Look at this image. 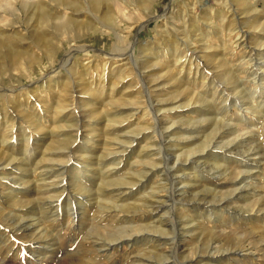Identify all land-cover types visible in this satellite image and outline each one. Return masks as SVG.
<instances>
[{
  "label": "rangeland",
  "instance_id": "374dc122",
  "mask_svg": "<svg viewBox=\"0 0 264 264\" xmlns=\"http://www.w3.org/2000/svg\"><path fill=\"white\" fill-rule=\"evenodd\" d=\"M221 3H223V4H221ZM217 4H219V5H217ZM193 5H194V7H192ZM169 6H171V8L174 9L175 28L177 27V29L179 30V31L178 30L177 31L179 34L178 36L181 37L180 42L183 41V43H184V45H181V48H183L187 45L191 46L190 42L198 41L196 44V46L198 47V52H200V53H201V51L205 52L204 49L202 48V46H203L202 39L205 37L207 32L208 33L210 32V33H212L211 35H213L214 28L212 30V26H215V29H216L217 25H218V27H220L219 24L220 25L224 24V27H225V25L230 26L232 23L230 21L233 18V14H232L233 11L232 10L234 8V6L232 4V0H222V1L221 0H157L151 6L149 11L138 10L137 13H139V14H137L135 12L134 14L131 15V19H129L128 21L126 20L125 22L122 23L123 27H126V28L131 30V36L138 35L139 44L137 45V48H136V50L138 49L136 51V57L137 58L139 57L140 47L144 43L145 40H146L145 42L149 43L150 48L154 49L153 51H159L161 49V45L163 43H165L169 39V37L171 38L173 36L174 32H172V31L174 30V28H172V27H174V26L172 24L167 25V23L163 17V15L166 12V9ZM181 6H183V7H181ZM227 6H229V7L227 8ZM255 7L257 8V12H261V13L263 12L264 13V0H256ZM230 9H231V11H230ZM219 11L222 12L220 17L218 15ZM182 12L185 14V16ZM210 12L211 13L213 12L212 13L213 16ZM141 13H143V14H141ZM209 14H210V16H209ZM187 15H189V16H187ZM156 16H157V19H152L148 24L145 25L146 27L145 26L143 28L141 27V23H142L141 21L146 20L147 17L153 18ZM198 16H199V18H198ZM196 18H198V19H196ZM239 18L241 19L240 21H243V22L238 24L237 20H235L233 22V24H235V22H237V27H239L240 29L242 28L243 30H246V28L244 26L246 25L247 19L244 18L243 15H240ZM178 19L180 21L181 20L182 21L180 22V21H178ZM236 19H238V18L236 17ZM202 20H203V23H202ZM216 20H217V22H216ZM126 22H127V24H126ZM171 23H172V21H171ZM191 23H193V24H191ZM212 23H213V25H212ZM133 24H134V26H133ZM158 26H159V28H158ZM166 26H167V29L165 28ZM235 26H236V24H235ZM199 27L201 30H199ZM182 29H184V30L182 31ZM227 29H228V27L226 28V32H227ZM201 32H204V34ZM186 33L189 35V38H188V35H186ZM258 33L259 32H254L253 33V39H250L249 43H248L250 47H253L255 49L258 48L256 41L260 40ZM165 34L166 35L168 34L169 36L167 35V38H166ZM163 35H164V37H163ZM259 35H260V33H259ZM185 36H187V38ZM108 37H109V39H108ZM113 39L115 40V37L111 33L104 32L102 34V32L95 33L93 31H91L88 33V35L86 37L75 40V41L71 42L70 45L67 43L64 44V49H62V52L61 51L59 52L58 56L54 60H51L50 58H47V57H43L41 61L39 60L37 63L35 62L32 65L33 67L29 66V67H26V68L21 69L19 71H12L10 74L8 73L9 75L3 76L4 79L3 78L0 79V89L2 88V84L7 87V90L4 91L5 93L2 91V89L0 90V101L2 102L3 100L10 98L9 96H11L12 98L13 97H17V98H19V97L23 98L24 97V99H28L31 96L34 97V95H37L40 92V90L43 89V87H48L49 85H54V84L60 85L61 83L65 82V81L68 82V84H69L68 87L74 88V87H76V85L78 83H75L77 80H75L72 75H69V69H71V71L73 70L72 71V73H73L74 69L76 70L78 68L76 71L78 73H80V75L82 77L84 76V78L95 79V82L98 83L99 81H97V79L100 75H103L104 73H106L105 75L109 74V72L112 68H115L118 65L123 63V62H120L119 64L118 63L115 64L113 57H111L112 54L117 55L119 53V52H116V50H115V47H114L115 41ZM252 41H253V43H252ZM157 43L160 45H158ZM84 44L91 46V48L88 50L77 49V51L74 52V55L72 58L76 62L74 61L75 62L74 63L72 60V62L70 64L65 66L63 64L65 50L68 49L69 46H71V45H76V46L80 47V46H85ZM231 47H232V45L229 44L227 50H229ZM124 51H126V50H124ZM162 52H164V51L162 50ZM254 52L252 54L253 56H250V52H249L248 48L245 47L244 49L242 48L240 50L239 54H241V53H242V55L244 54L243 57L240 56L238 58L240 60H237V58H235L233 62L231 61L232 65H230L231 66L230 68H232L236 72V75L239 73L238 75L241 76L242 74H240V71H239L240 66L239 65L237 66V64L239 62L240 63L242 62V65L243 66L245 65L244 67L246 69H248L246 72L247 74L245 73L246 75L243 74L239 78L236 77L237 82H239V83H235L234 80H228L227 78L222 77L221 78L222 81H220V80H218V81L221 82V84L224 86H220V88H222V90L220 93H217L216 95H208V96L204 97L203 101L202 100H196V102H194V104L191 103L189 107H176L175 109H173L168 114L163 112V111L162 112L157 111V115L155 113H153V114L151 113L152 115H150V117H149L150 120H147L146 117H142L141 116L142 113H140V114L136 113L135 116H131L129 119L126 118L123 121L124 123L123 122L118 123V125H116L117 123L111 121V124L114 125V129H115V130L113 129L112 125L110 126V128H111L110 131H112V129L114 131V132H112V136H116V135L119 136L116 138V142L119 143L122 141V139L128 141V143H126L125 145H126V147H128L127 149H129V150L125 153L122 152V148L119 146V144H117V143L113 144V146H115L116 150L120 151V153H123V154H120L118 152V153L112 155V154H109V152H107V151H109V149H112L113 146H111L109 144L104 145L103 141L107 137H109L110 134L105 133L104 131L97 129L99 126L107 125L106 122L102 121V118H101L102 115L101 114L97 115V118L95 120L93 118L91 119L90 117L85 119V117L83 115V110L78 107L77 111L78 110L79 111L74 115V117H72V119H71L72 122H70V121L65 122V125L66 124L68 125L67 128H66V126L64 127L65 133L69 134L70 137H72V135H73L72 144L70 145V147L68 149L65 150V152L67 151L66 152L67 158L64 157V160L62 162L56 161V162H54V164L50 160L40 162L44 165L43 166L42 165L37 166V164H40V163L36 162L39 159L38 156H40L39 152H41L43 149H45V146H44L45 143H49V141H50L49 137L50 138L52 137L51 133L53 131H47L46 136H42L39 138V140H42V141H38L40 143L33 145V147L31 146L30 150L27 152L28 158L25 160L27 164L24 161L22 166L19 165V167H21V170L13 168V169H11L12 174L8 173V174H5L4 176H2L0 178V187H1L0 188V223H2V224H0V235H1L0 236V264H90V262L86 261V259H89V258L92 259L95 256V254L90 253L91 249L93 251V248L90 245L91 240L96 241V240H99V238H97L98 236H96V235L93 236V235L89 234V232H88L89 230H86V229H89V226H91L90 222L88 225V219L86 217H84V223L82 226H79V224L76 222H75V224H72V223L69 224L68 223L69 212H80L82 206H84L88 201H91L90 203H92V204L98 202V204L100 206H102V204H103V207L109 205L108 207H105V209L107 211L111 212V214H115L117 212V211L115 212V210H114L115 205L117 203H118L117 205H120L119 203H121V205H124V212H125V213L122 212L121 215L129 217L130 221L132 223H125L124 225H121L123 222L122 223L119 222V221H121V219L118 218L117 223H120V224H115V225H119V226L121 225L120 227H122V226L129 227L130 225L137 226V224L138 225L139 224H145V222L140 223L138 221L140 219V217H142V216H138L137 214H139V215L144 214L143 216H146V217L153 216V222L156 224H159V223H161L162 220L165 221L169 217V215L172 217H177V215H175L174 211L170 210V207H162V205L160 206V201L159 202L155 201V200H157L158 197H160L159 199H163V198L165 199V197H167L169 195V192L170 193L171 192L180 193L181 191H184V190H185V195L181 196V197H183L185 199H192V196L193 195L195 196L196 194L198 195V197H201L200 192L204 191V189H206L208 187H214L215 179L218 181H222L219 179V178L223 177L221 175H223L224 172L229 173L231 171H234V169L236 168L235 166H239L238 167L239 169L237 168V169H235V171L239 170V171L243 172L244 174L246 173L245 175H242V178L245 179L242 185H246L247 191H246L245 196H248V197L251 196L248 200L249 202L248 201H241V199H240L241 194H239V195L237 194L238 196L231 199L230 202H228L227 206H225L227 211L225 210L224 216H219L220 217L219 221H224V223H223L224 225L219 224V221H218L217 223H214V225L209 227V229H211V227L213 228L215 225L218 226V224H219V230L221 232H223L222 235L220 236L222 239L220 238V240L217 242V241L212 240V239L207 240L205 238V236L201 235V236H199V238H198L199 241H198L197 239L194 238V236L189 234L186 238L187 239L186 242H187L188 247H189V248H187V250L190 252L186 251L184 254H186L188 256H193V255L196 256L199 254L200 255L205 254L206 252L214 253V252H216L215 249H219V251H222L223 253L226 252L225 253L226 257H230V258H227L226 260L223 259L219 262H212L211 261V262H208V264H264V208H263L264 207V180H263L264 178L262 176V175H264V169L259 170L260 168L255 167L256 161H258L260 163V166L264 167V163H263L264 162V159H263L264 158V142H260L262 145L259 143L260 140L264 141V137H263L264 136V127H262L264 125L263 124L264 123V120H263L264 119V116H263L264 115V86L263 87L253 86L252 81H254V77L256 75L253 74L252 69L249 68L250 63H249V59H248L250 57L251 58L255 57V59H258L259 61H263L264 60V51L256 52V50H254ZM254 54H255V56H254ZM83 59H85V60H83ZM255 59H254V61H255ZM88 60H89V62H88ZM234 64H235V66H234ZM78 65L83 66V67L79 68ZM139 66H140L139 62L135 64V67L132 70V72L134 74H132L130 76V77L133 76L132 78L135 79L134 83H137V84H139V82H140V84L143 83V81L140 79V76H137V74L135 73V72H138V69H139V71H141L140 70L141 68ZM232 66H234V67H232ZM97 67H99V68H97ZM103 69H104V71H103ZM211 70L212 69H210V71ZM67 74H68V76H67ZM259 74L261 75L262 71L261 72L259 71ZM50 75H51V77H50ZM73 75H74V73H73ZM251 75L253 76V78L251 77ZM60 79H62V80H60ZM218 79H220V78H218ZM223 80H224V82H223ZM43 82H46V83H43ZM247 82H249V83H247ZM225 83L227 86L225 85ZM92 85H95V84L92 83ZM237 86L239 89L236 88ZM250 87H251V89H250ZM142 89H144V88H142ZM234 89H235V91H234ZM262 90H263V92H261ZM222 91H224L223 94H222ZM258 91L260 93H262V95H263V96H261L262 98L258 96V94H260ZM142 92L145 94V101L144 102L147 105V109H148V104H151V106L155 105L156 108L159 107L156 105V99L155 100H154V98L152 99V97H150L146 93V91H142ZM228 94L232 95V97H234V96L235 97L229 98ZM28 95H29V97H28ZM6 96H8V97L5 98ZM149 97L151 98L152 102L147 101V100H149ZM252 97L254 99H252ZM140 99L141 98L136 99V101H135L136 105L135 106H137V104H138L143 109L144 108V102L141 101ZM232 99H234L233 102H232ZM50 100H51L50 97H49V99L46 98L45 100H43L41 102L39 101V104L41 103L40 104L41 106L45 105L48 107L52 104V100L51 101ZM201 101L202 102L205 101L206 103L204 102V104H203ZM185 102L189 103V100H187V99L184 101L181 100L180 102H176L174 104H169L167 106H162V107L168 109V108H172L174 106L180 105L181 103H185ZM128 105H130V104H128ZM135 106H128V107L124 106V107H125V109L129 108V107L141 109L140 107H135ZM30 109L32 111L33 107ZM80 110H82V111H80ZM134 110L135 109H133V111ZM110 111L112 112L114 110L111 109ZM236 111L237 112L240 111V115H239V113L235 114ZM35 112H36V110H35ZM232 113H234V114L230 115ZM42 114H44V115H42ZM42 114H41L42 117L46 118L49 123L52 122V115H50L48 113V111L45 113H42ZM165 114L169 115L168 116L169 118L165 119V120H167V122H170L168 124H165V126L171 125V123L172 124L175 123L173 128H171L169 131L164 126L165 122L162 123V121H161L162 117ZM153 115H154V117H153ZM78 116H80V117H78ZM234 116H235V118H234ZM49 118L51 119V121ZM73 118H74V121H73ZM154 119H155V121H154ZM247 119H249L251 122H249V120H247ZM91 120L94 123L93 124L94 126H90ZM217 120H218V122H217ZM148 121H150V123H153L154 125L153 124L151 125L150 123L149 124H150V126H154V127H150L149 129L144 130L143 126H145L144 124L147 125ZM221 122H222V124H221ZM95 123H97V124H95ZM160 123H162V124H160ZM237 124H238V126H237ZM240 124H242V125H240ZM97 125H98V127H97ZM219 125H222V126H219ZM254 125L257 126L258 128H263V129L259 130V133H257L258 131H255V130L258 128H256ZM139 126H140V128H139ZM161 126H164V127L161 128ZM92 127H94L95 133L93 132L94 136L88 139L89 142L90 141L92 142V143L90 142L91 143L90 144L87 141L84 142L82 136L87 134V131ZM85 128H86V130H85ZM214 128H215V130H214ZM106 129H109V127L107 126ZM165 130H166V132H165ZM244 130H248V131H244ZM137 131L139 133L136 135ZM243 132H244V134H243ZM245 132L247 135H245ZM248 132H250V134ZM219 134H221V135H219ZM233 134L235 136H233ZM251 134H253V136ZM75 135H79V136L76 138V137H74ZM147 135H150V136L156 135L160 141L162 140V145L157 146V149H156L158 156H160V157L161 156L165 157V156L169 155L170 153H172V151H175V155H178V154L183 153L184 151L191 150V148L192 149L196 148V149L201 150V148L203 149L205 147V145L210 143L211 141H213L212 145L215 144L216 146H218V147L221 146V147L218 150L216 148H213V149H210L208 151V153H210L211 151H215L217 154L216 153L210 154V155L205 154L204 156H199V157L195 156V158H191V161L196 160V162H193V164H190L191 163L190 161H189L190 163L189 162L184 163L186 160L184 158H187V156L182 155V157H184V158L181 157L182 159H181V162H179V163L186 164V168H185V171H183V173L182 172H176V173L173 172V174L171 175L172 177L168 176V175H166L165 172L163 173L162 171L165 170L166 166L169 167L172 165L171 164H169V165L165 164L163 169H162V167H160L159 169L153 170L150 166H147L146 170L148 169L147 171L149 173L146 176H142V175H138V173L143 171V167L139 166L137 169L134 166H132L131 163H134V161H136V160L138 161V159H142L145 157V155H143V153H140V146H144V144L151 142L149 140L150 137H147ZM43 137L44 138L47 137V138L43 139ZM59 137L63 138L64 135L63 136L60 135ZM135 137H136V140H135ZM17 139L18 138L16 137L15 140H17ZM217 140H219V141H217ZM46 141H48V142H46ZM204 142H205V144H204ZM228 142H230V143H228ZM256 144L259 145V147ZM17 145L20 146L19 143H17ZM117 145H118V147H117ZM245 145L248 147V149ZM260 145L262 147H260ZM171 146L173 147V149ZM167 147L169 149H167ZM224 148H226V149H224ZM18 149L23 150V148H18ZM158 149H159V151H158ZM153 151L154 150H149L148 155ZM30 153L34 157L30 156ZM240 153H241V155H240ZM242 153H244V154H242ZM255 153H257V154H255ZM81 154L85 155L84 156L85 159L81 157ZM16 156H21V155L16 153ZM122 156H123V159H122ZM251 157H253V158H251ZM33 158H35V159H33ZM113 158H116V161L122 160L121 164L117 166L118 169H115L117 171H115L113 169V166L109 164L111 162H116L113 160ZM57 159H62V158H57ZM87 161H89L91 163L89 165H87L88 164ZM66 162H67V164H66ZM55 164H60L59 167L62 166L63 171L65 172L64 175L66 177L65 178V184H61V185L57 184L58 186L57 185L53 186L55 184V182L56 183L58 182V181H53L56 177V173H57V175L59 174V172H57L58 166H56ZM251 164H254V165L252 166ZM87 166H89V167H87ZM129 166H131L130 167L131 169L129 168ZM38 167H40L41 169ZM51 167L53 168V170ZM85 167H87V168H85ZM105 168H107L106 169L107 171L105 170ZM109 168H112V170H109ZM55 169H57V170H55ZM79 169H83L82 172ZM100 169H101V171H100ZM249 170H251V171H249ZM14 171H16V172H14ZM19 171H20V173H19ZM45 171H46V173H45ZM47 171H49V173H47ZM33 172H34V174H33ZM185 173H187V175H189V176L191 175L190 181L192 184L191 183L188 184V181L184 180L185 176H183V174H185ZM214 173H215V175H214ZM260 173L262 176V177L260 176L261 180L259 177H257L258 174H260ZM122 176H124V177H122ZM251 176H254V177H251ZM9 177H10V179H9ZM227 177L228 176H226V178ZM256 177L259 179H257ZM168 178H170V179H168ZM76 180L83 181L82 183L84 185H86L87 188L86 189H78L76 187L73 188V186H74L73 182ZM22 181L23 182L24 181H30L31 184L28 188H25L24 184H21ZM125 181L129 184H127ZM133 181H135V183ZM46 184H48L49 186ZM159 184H160V186H159ZM10 185H12V186H10ZM247 186H248V188H247ZM39 188H40V190H38ZM169 188L171 191L169 190ZM228 188H230V187L218 188V190L224 189L223 191H227ZM82 190H85V191H82ZM18 191H19V193H18ZM50 192H51V194H50ZM8 193H9V195H12V196H16V194H23V195L27 194L28 198L26 200H29V201L35 200V202L33 205L27 206V207L21 206V205H15L12 202V200L10 198H8V195H7ZM61 193H62V196H61ZM86 193H87V195H86ZM4 194H5V196H4ZM97 194H99V195H97ZM57 195H59V196H57ZM153 195H155L157 197H153ZM50 196H54L55 198L53 197L52 199H45L46 197H50ZM146 196H149V197L147 198ZM150 196L152 198H155V199L151 200ZM259 198L261 201L259 200ZM149 199H150V201L155 203L154 204L155 209H151V210L149 209L150 212L147 209L145 210V208L143 207V205H149ZM139 201H141V203ZM104 202H105V205H104ZM258 202H259V204H258ZM107 203H110V204L107 205ZM238 203H239V205H238ZM249 203H251V204H249ZM253 204L256 208L259 205H260L259 207L263 208L261 211L262 213L256 214L259 216H256L255 221H253L255 214H251L253 211H250V209H252V210L254 209ZM134 205H136V207ZM229 205H231V206L229 207ZM140 206L143 208V210H140L141 209ZM157 206H160L159 207L160 209L156 208ZM242 206H243V208H242ZM249 206L250 207L253 206V207L250 208ZM88 207H87V212H91L92 208H90V207L88 208ZM234 209H236L237 211H235ZM112 211H114V212H112ZM105 213H107V212H105ZM117 213H119V212H117ZM132 217L134 218V221H132V219H131ZM223 217H225V220ZM85 220H87V221H85ZM147 221L150 222V220H147ZM230 221H232V222H230ZM32 223L35 224L34 225L35 227L32 226ZM50 223H52L51 226H50ZM253 225H256L257 227L252 229ZM232 226H233V228H232ZM179 227H176V228L170 227L169 233L170 232L171 233L169 234V236H172V235L177 236L178 240L180 241L182 236L180 234L181 230H179ZM23 228H25V230ZM41 228H42V231H41ZM33 229H35V230H33ZM227 229H228V231H227ZM233 229H236V230L234 231ZM255 230H257V231H255ZM58 233H60V234L58 235ZM88 234L91 236H89ZM253 234H255V235H253ZM21 236H23V237H21ZM32 236H35V237H32ZM233 236H234V238H233ZM90 237H92V238H90ZM150 237H151L150 239H152V238L156 239L158 237V235L157 236L151 235ZM247 237H249V238L247 239ZM251 237H252V239H251ZM161 238H162V240H166L165 236H162ZM5 239H7V240H5ZM141 239L142 238H140V240ZM232 239H234V240H232ZM244 239H245V241H243ZM89 240H90V242H89ZM251 241H252V243H250ZM71 242H73V243H71ZM197 242H198V244H197ZM201 242H203V243H201ZM148 244L145 246L146 247L150 246V244L149 245ZM138 247L141 249L142 253H145V257L150 256V254L152 255V253L148 252L149 249H146V251H145L144 249H142L143 246L136 245L134 247H124V246L120 247L119 251H115L112 255H110V257L114 255V258L113 257H111V258L115 259V261H116L117 259L124 258L126 255H129V256L136 255V254L140 253ZM230 248L232 250H237V251L240 250V251H238V254L234 255L232 253H229V251L231 250ZM254 249L257 251H255ZM161 250L163 252V249H161ZM249 250H250V253L252 255H248ZM195 251H197V252L195 253ZM157 253L155 252L153 254V256H154L153 261H156L157 264H160V263L161 264H163V263L172 264L173 263L172 260L168 261V263L162 262L161 258L157 257V256H159V254H157ZM166 253L164 255L165 259L168 256H170L171 259L173 258L176 261H178V263H180V264L182 263V261H183L182 256L183 255L181 256V254L179 255L178 253L172 254L171 252H169L170 253V255H169V253H167V254ZM116 255H117V257H116ZM161 255L162 254L160 252V256ZM248 256L252 259L251 260L248 259ZM127 260H128V258H126L123 261L124 264H127L126 263ZM250 261H252V262H250ZM123 262L118 263V264H123ZM108 263L110 264L109 260L106 262H105V260L102 261V264H108ZM151 263L153 264L154 262H150V264Z\"/></svg>",
  "mask_w": 264,
  "mask_h": 264
},
{
  "label": "bare ground",
  "instance_id": "6f19581e",
  "mask_svg": "<svg viewBox=\"0 0 264 264\" xmlns=\"http://www.w3.org/2000/svg\"><path fill=\"white\" fill-rule=\"evenodd\" d=\"M156 1L157 0H0V79L3 78V76L9 75L12 71H19V70L24 69L26 67L32 66L35 62L37 63L39 60L41 61L43 57H47V58H50L51 60H54L58 56L59 52L60 51L62 52V49H64V44L67 43L70 45L71 42L86 37L88 35V33L91 31H93L95 33L102 32V34L104 32L111 33L115 37V40L113 39L115 41V43H114L115 50H116V52H119L117 55L112 54L111 57H113L115 64H117V63L119 64L120 62H123L122 64L118 65L117 67L112 68L110 70L109 74L105 75L106 73H104L103 75H100L97 79V81H99L98 83L95 82V79L84 78V76L82 77L80 75V73H78L76 71L78 68L76 70L74 69V72H73L74 75L72 73L73 70L71 71V69H69V75H72L74 77V79L77 80L75 83H78L76 85V87H74V88L68 87L69 84L67 81H65V82L61 83L60 85L54 84V85H49L48 87H43V89H41L37 95H34V97L30 95L32 98L29 97V95H28V97H29L28 99H24V97L23 98H20V97L19 98H17V97L12 98L11 96H9L10 98L3 100L2 102L0 101V178L2 176H4L5 174L11 173V169H13V168L21 170V167H19V165L22 166L24 161L28 158L27 152L30 150L31 146L33 147V145L40 143L38 141H42V140H39V138L42 136H46L47 131H53L51 133L52 137L51 138L49 137L51 134L48 136L50 141H49V143H45V145H44L45 149H43L41 152H39L40 156H38L39 159L36 162L40 163V162L50 160L54 164V162H56V161L62 162L64 160V157L67 158V154H66L67 151L65 152V150L68 149L70 147V145L72 144L73 135H72V137H70L69 134L65 133L64 127L66 126V128H67V126H68L67 124L65 125V122L66 121L72 122V120H71L72 117H74V115L79 111V110L77 111L78 107L83 110V115H84L85 119L90 117L91 119L93 118L95 120L97 118V115H100V114L102 115L101 116L102 121L106 122L107 125L99 126V127L97 125V127H98L97 129L104 131L105 133L110 134L109 137H107L103 141L104 142L103 144L104 145L109 144V145L113 146V144L117 143L116 138L119 136H117V135L112 136V132H114L113 131L114 125L111 124V121L117 123L116 125H118V123H122L126 118L129 119L131 116H135L136 113H139V114L142 113V115H141L142 117H146L147 120H150V118H149L150 115H152L153 113H155L157 115V111H160V112L163 111V112L168 114L173 109H175L176 107H189L190 104L191 103L194 104V102H196V100H202L203 101L204 97H206L208 95H216L217 93L221 92L222 88H220V86H224V85H222L221 82H219L218 80L222 81V79H221L222 77H225L228 80H234L235 83H239V82H237V78L241 77L243 74L244 75L247 74L246 72L248 69H246L244 67L245 65L244 66L242 65V62L241 63L239 62L240 64L239 63L237 64V66L238 65L240 66L239 71H240V74H242L241 76L238 75L239 71L237 72L238 74L236 75V72L232 68H230L231 67L230 65H232L231 61L233 62L235 58H237V60H240L238 58L240 56L243 57L244 54L243 55H242V53L239 54L240 50L242 48L243 49L245 47L248 48L249 52H250V56H253L252 54H253L254 50H256V52L264 51V49H263L264 48V13L263 12L262 13L257 12V8L255 7L256 0H232V4H233L234 8L232 10L233 11V13H232L233 18L230 20L232 22L231 25L230 26L225 25V27H224V24H222V25L219 24L220 27H218V25H217L216 29H215V26H212V30L214 28L213 35H211L212 33L207 32L205 37L202 39V44H203L202 48L204 49L205 52H202V51H201V53L198 52V47L196 46L198 41L190 42L191 46L187 45V46L181 48V45H184V43H183V41L180 42L181 37L178 36L179 30L177 29V27L175 28L174 9L171 8V6H169L166 9V12L163 15V17H164L167 25L172 24L174 26V27L171 26L172 28H174V30L172 31V32H174L173 36L171 38L169 37V39L165 43H163V44L161 43L162 45H161V49L159 51H153L154 49H151L149 43L145 42L146 41L145 40L144 43L140 47L139 57L137 58L136 57V51L138 49L136 50V48H137V45L139 44L138 35L131 36V30L126 28V27H123L122 23L125 22L126 20L128 21L129 19H131V15L134 14L135 12L137 13L138 10L149 11L151 6ZM221 4H223V3H221ZM217 5H219V4H217ZM229 6H227V8ZM181 7H183V6H181ZM192 7H194V5ZM231 9H230V11H231ZM137 14H139V13H137ZM141 14H143V13H141ZM221 14H222V12L219 11L218 12L219 17L221 16ZM240 15H243V17L247 19L246 25L244 26L246 28V30H243L242 28L240 29L239 27H237V22H238V24L243 22V21H240L241 20L239 18ZM184 16H185V14H184ZM187 16H189V15H187ZM209 16H210V14H209ZM212 16H213V14H212ZM236 17L238 19H236ZM198 18H199V16H198ZM198 18H196V19H198ZM152 19H157V16L153 17V18L147 17L146 20L141 21L142 22L141 27L143 28ZM235 20H237V22H235L236 26H235V24H233V22ZM171 21H172V23H171ZM178 21H180V20L178 19ZM216 22H217V20H216ZM202 23H203V20H202ZM126 24H127V22H126ZM191 24H193V23H191ZM212 25H213V23H212ZM133 26H134V24H133ZM227 27H228V29L226 32ZM158 28H159V26H158ZM165 28L167 29V26ZM183 30L184 29H182V31ZM199 30H201L200 27H199ZM254 32L260 33V35L258 33L260 40L256 41L257 46H258V48H256V49L253 47H250L248 44L249 40L253 39V33ZM201 33L204 34V32H201ZM167 35L165 36L166 38H167ZM186 35H188V34L186 33ZM163 37H164V35H163ZM185 37L187 38V36H185ZM188 38H189V35H188ZM108 39H109V37H108ZM252 43H253V41H252ZM229 44L232 45V47L229 50H227ZM158 45H160V44H158ZM90 48H91V46H89V45L80 46V47L76 46V45L69 46V48L65 50L63 64L65 66H67L68 64H70L72 62L74 52L77 51V49L88 50ZM124 50H126V51H124ZM162 50L164 52H162ZM254 56H255V54H254ZM250 58H248L249 63H250L249 68L252 69L253 74L256 75L254 77V81H252L253 86L263 87L264 86V60L259 61L258 59H255V57L251 58V59ZM254 59H255V61H254ZM83 60H85V59H83ZM74 61L75 60H73V62ZM88 62H89V60H88ZM138 62L140 64L139 67L141 68L140 69L141 71H139V69H138V72H135V73L137 74V76H140V79L143 81V83H141V84H140V82H139V84L134 83L135 79L132 78L133 76L130 77L132 74H134L132 72V70L135 67V64ZM234 66H235V64H234ZM234 66H232V67H234ZM80 67H83V66H79V68ZM97 68H99V67H97ZM210 69H212V70L210 71ZM103 71H104V69H103ZM259 71L260 72L262 71L261 75L259 74ZM67 76H68V74H67ZM50 77H51V75H50ZM251 77L253 78L252 75H251ZM218 78H220V79H218ZM60 80H62V79H60ZM223 82H224V80H223ZM249 82H247V83H249ZM43 83H46V82H43ZM92 83L95 85H92ZM225 85H226V83H225ZM142 88H144V89H142ZM236 88H238V86ZM1 89L4 92L5 90H7V87L2 84ZM250 89H251V87H250ZM142 91H146V93L150 97H152V99L153 98H154V100L156 99V105L159 107L156 108L155 105L151 106V104H148V109H147V105L144 102L145 101V94ZM234 91H235V89H234ZM261 92H263V90ZM223 93H224V91H222V94ZM258 96L261 97L263 95H262V93H260V94H258ZM7 97L8 96H6L5 98H7ZM49 97L52 100V104L50 103L51 104L50 106H48V107L45 105L41 106L40 105L41 103L39 104V101L41 102V101L45 100L46 98L49 99ZM150 97H149V100H147L148 102L149 101L152 102ZM228 97L230 98V97H232V95L228 94ZM234 97H232V98H234ZM137 98H141L140 100L144 102V108L143 109L138 104H137V106H135L136 105L135 101ZM186 99L189 100V103H186V102L181 103L180 105H177V106H174V107L168 108V109L162 107V106H167L169 104H174L176 102H180L181 100L184 101ZM252 99H254V98L252 97ZM233 101H234V99H232V102ZM204 102H202V103L204 104ZM128 104H130V105H128ZM124 106H127V107L128 106H135V107H140L141 109L130 108V107L125 109ZM32 107H33V109L31 111L30 108H32ZM111 109H113L114 111L111 112L110 111ZM133 109H135V110L133 111ZM35 110H36V112H35ZM82 110H80V111H82ZM47 111L50 115H52V122L51 123H49L46 118L42 117V115H44L42 113H45ZM237 111L235 112V114L239 113V115H240V111L239 112H237ZM167 114H165L161 120L162 123L165 122L164 126H165V124L170 123V122H167V120H165V119L169 118L168 117L169 115H167ZM233 114L234 113H232L230 115H233ZM78 117H80V116H78ZM153 117H154V115H153ZM234 118H235V116H234ZM247 120H249V119H247ZM50 121H51V119H50ZM73 121H74V118H73ZM154 121H155V119H154ZM217 122H218V120H217ZM249 122H251V121L249 120ZM149 123H150V121H148L147 125L144 124L145 125V126H143L144 130L149 129L150 127H154V126H150V124L152 125L153 123H150V124ZM162 123H160V124H162ZM93 124L94 123L91 120L90 126H94ZM95 124H97V123H95ZM221 124H222V122H221ZM238 124H237V126H238ZM111 125L113 126L112 131H110ZM174 125H175V123H173V124L171 123V125L165 126V128H167V130L169 131L171 128H173ZM240 125H242V124H240ZM107 126L109 127V129H106ZM164 126H161V128ZM219 126H222V125H219ZM255 127L258 128L257 126H255ZM262 127H264V125ZM86 128H85V130H86ZM139 128H140V126H139ZM261 129H263V128H258L256 130L255 129L254 130L258 131L257 133H259V130H261ZM214 130H215V128H214ZM244 131H248V130H244ZM93 132L95 133L94 127L90 128L87 131V134L82 136L84 142L85 141L89 142L88 139L94 136ZM165 132H166V130H165ZM138 133L139 132L137 131L136 135ZM248 133L250 134V132H248ZM243 134H244V132H243ZM253 134H251V135L253 136ZM60 135H62V136L64 135V137L60 138L59 137ZM219 135H221V134H219ZM245 135H247L246 132H245ZM78 136L79 135H75L74 137L77 138ZM233 136H235V135L233 134ZM16 137L18 138L17 140H15ZM147 137H150L149 140L151 142L144 144V146H140V153H143V155H145V157L142 159H138V161L137 160L134 161V163H131L132 166H134L137 169L139 166L143 167V171L141 170L142 172H140V173L137 172L138 175H142V176L148 175V173H149L147 171L148 169L146 170L147 166H150L154 170V169H159L160 167H162V169H163L165 164L166 165H169V164L172 165L169 167L166 166L165 170L162 171L163 173L165 172L166 175L171 176L173 174V172H175V173L176 172H182L183 173V171H185L186 164L179 163V162H181V159L184 158V157H182V155L187 156V158H184V159H186L184 163H187L190 161L191 163L190 162L189 163L193 164V162H196V160L191 161V158H195V156L196 157L204 156L205 154H208V155L214 154V153H216L215 151H211L210 153H208V151L210 149H213V148H216L218 150L221 147V146L218 147L215 144L212 145L213 141H211L210 143L206 144L203 149L200 147L201 150L196 149V148H194V149L191 148V150L184 151L183 153L178 154V155H175V151H172V153H170L169 155L166 154L167 156H165V157L161 156L160 157V156H158L156 149H157V146L162 145V140L160 141L156 135H154V136L153 135H151V136L147 135ZM45 138H47V137H45ZM45 138L43 137V139H45ZM135 140H136V137H135ZM217 141H219V140H217ZM46 142H48V141H46ZM260 142H264V141L260 140L259 143ZM17 143H19L20 146H18ZM126 143H128V141L123 140V139L121 142L117 143L122 148V152H124V153L129 150V149H127L128 147H126V145H125ZM228 143H230V142H228ZM204 144H205V142H204ZM261 145H260V147H262ZM257 146L259 147V145H257ZM117 147H118V145H117ZM168 147H167V149H169ZM18 148H23V150H19ZM172 149H173V147H172ZM224 149H226V148H224ZM247 149H248V147H247ZM149 150H154V151L148 155ZM158 151H159V149H158ZM107 152H109V154H112V155L116 154L118 152L120 153V151L116 150L115 146H113L112 149H109V151H107ZM16 153L21 155V156H16ZM120 154H123V153H120ZM242 154H244V153H242ZM255 154H257V153H255ZM240 155H241V153H240ZM30 156H32L31 153H30ZM84 156L85 155L81 154L82 158H84ZM32 157H34V156H32ZM253 157H251V158H253ZM57 158H62V159H57ZM33 159H35V158H33ZM122 159H123V156H122ZM113 160L116 161V158H113ZM121 161L122 160L116 161V162H111L109 164L112 165L113 169L115 170V169H118L117 166L121 164ZM87 162H88L87 165H89L91 163L89 161H87ZM25 163H26V161H25ZM66 164H67V162H66ZM39 165L43 166L44 164H42V163L37 164V166H39ZM55 165L58 166V168H57L58 170L57 169H55V170H57V172H59V174L57 175V173H56V177L53 181H58V182L57 183L55 182V184L53 186H56L57 184H60V185L65 184V178L66 177L64 175L65 172L63 171L62 166L59 167L60 164H55ZM251 165L253 166L254 164H251ZM87 167H89V166H87ZM87 167H85V168H87ZM130 167L131 166H129V168ZM235 167H236L235 169H237L239 166H235ZM255 167L260 168L259 170L264 169L263 166H260V163L258 161L255 162ZM38 168H40V167H38ZM107 168H105V170ZM101 169H100V171H101ZM235 169H234V171H231L229 173L224 172V174L221 175L223 177L220 176L221 178H219L222 181H218L215 179L214 187H208L206 189L203 188L204 191L200 192L201 197H198V195L196 194L195 196L194 195L192 196V199H185V198L181 197V196L185 195V190L181 191L180 193H178V192L177 193H174V192L170 193L169 192V195L167 197H165V199L164 198L159 199L160 197H158L157 200H155V201L156 202L160 201V206L162 205V207H170V210L174 211L175 215H177V217H172L169 215V217L165 221L162 220L161 223H159V224H156L153 222V216L146 217V216H143L144 214H141V215L137 214L138 216H142V217H140V219L138 221L140 223L145 222V224H139V225L137 224V226L130 225L129 227H125V226L120 227L121 225H124L125 223H132L130 221L129 217L121 215V213L124 212V205H121V203H119L120 205H117L118 204L117 203L115 205L114 210H115V212L117 211L119 213L116 212L115 214H111V212H109L105 209V207H108L109 206L108 204H110V203H107L108 206L103 207L102 203H101L102 206H100L98 204V202L92 204V203H90L91 201H88L84 206H82L80 212H69L68 223L69 224L70 223L75 224V222H76L79 224V226H82L84 223V217H86L88 219V225H89V222L91 225V226H89V229H86V230H89L88 231L89 234H91L93 236L94 235L98 236L97 238H99V240H96V241L93 240L94 242L91 240V244L89 243L91 245V247L93 248V251L91 249L90 253L95 254V256L92 259H90V258L86 259V261L90 262V264H102V261H104V260H105V262L109 260L110 264H118V263H122L126 258H128V260L126 261L127 264H150V262H154L153 264H157L156 261H153L154 260L153 254L155 252L156 253L158 252L157 254H159V256H157V257L161 258L162 262L168 263V261L172 260L173 261L172 264H180V263H178V261H176L173 258L171 259L170 256H168L165 259L164 255L166 252L167 253L171 252L172 254L178 253L179 255L181 254V256L183 255L182 259L184 262L182 261L181 264H201V263L202 264H208V262H211V261L212 262H219L223 259L226 260L227 258H230V257H226V255H225L226 252L223 253L222 251H219V249H215L216 252H214V253L206 252L205 254H202V255L199 254L196 256H194V255L188 256L184 253L186 251L190 252L187 250V248H189V247H188V244L186 242L187 241L186 238L189 234L194 236V238L197 240H198L199 236L202 235V236H205V238L207 240L212 239V240H215L218 242L221 238L220 236L223 233L219 230V224L224 225L223 224L224 221H219V218H220L219 216H224V212L226 210L225 206H227L228 202H230L231 199L237 197L239 194H241L240 195L241 201H248L249 198L251 197V196L250 197L245 196L246 191H247L246 185H242L244 180H245L242 178V175H245L246 173L244 174L243 172H241L239 170L235 171ZM52 170H53V168H52ZM79 170L82 172L83 169H79ZM109 170H112V168H109ZM115 171H117V170H115ZM249 171H251V170H249ZM14 172H16V171H14ZM19 173H20V171H19ZM45 173H46V171H45ZM47 173H49V171H47ZM33 174H34V172H33ZM214 175H215V173H214ZM183 176H185L184 180H187L188 184H190L191 183V181H190L191 175L189 176V175H187V173H185V174H183ZM226 176H228V177L226 178ZM260 176H261V173L258 174L257 177L260 178ZM262 176L264 178V175H262ZM122 177H124V176H122ZM251 177H254V176H251ZM259 178H257V179H259ZM9 179H10V177H9ZM168 179H170V178H168ZM260 180H261V178H260ZM82 182L83 181H81V180L74 181L73 182V185H74L73 188L76 187L78 189H86L87 186L84 185ZM133 182L135 183V181H133ZM21 184H24V187L28 188L30 186L31 182L30 181H24V182L22 181ZM127 184H129V183H127ZM46 185H48V184H46ZM10 186H12V185H10ZM159 186H160V184H159ZM225 187H230V188H228L227 191H223L224 189L218 190V188H225ZM247 188H248V186H247ZM38 190H40V188ZM169 190H170V188H169ZM82 191H85V190H82ZM18 193H19V191H18ZM50 194H51V192H50ZM7 195H8V198H10L15 205H21V206L27 207V206L33 205L35 202V200L34 201L33 200L32 201L26 200L28 198L27 194L26 195L16 194V196H12V195H9V193H8ZM86 195H87V193H86ZM97 195H99V194H97ZM4 196H5V194H4ZM57 196H59V195H57ZM61 196H62V193H61ZM53 197L54 196H50V197H46L45 199H52ZM146 197L148 198L149 196H146ZM153 197H157V196L153 195ZM152 199H155V198L151 197V200ZM259 200H260V198H259ZM139 202L141 203V201H139ZM259 202H258V204H259ZM154 204L155 203L150 201V199H149V205H143V207L145 208V210L147 209L150 212L151 209H155ZM249 204H251V203H249ZM104 205H105V202H104ZM238 205H239V203H238ZM88 206L90 208H92L91 212H87ZM134 206L136 207V205H134ZM160 206H157L156 208L160 209L159 208ZM230 206L231 205H229V207ZM253 206H254V204H253ZM253 206H251V207H253ZM259 206H257V208L254 206L253 210L250 209V211H253L251 214H255L253 221H255L256 216H259L256 214L262 213L261 211L264 207L262 208ZM242 208H243V206H242ZM236 209H234V210L237 211ZM140 210H143V208L141 207ZM105 212H107V213H105ZM112 212H114V211H112ZM118 218L121 219V221H119V222H121V223L123 222L120 226L115 225V224H120V223H117ZM223 218L225 220V217H223ZM131 219H132V221H134L133 217ZM147 220H150V222H148ZM85 221H87V220H85ZM218 221H219L218 226L215 225L213 228L211 227V229H209L210 226L214 225V223H217ZM230 222H232V221H230ZM0 224H2V223H0ZM34 225L35 224L32 223V226H34ZM51 225H52V223H50V226ZM170 227H172V228L179 227V230H181L180 234L182 236L180 241L178 240L177 236H173V235L169 236V234L171 233V232L169 233ZM256 227H257L256 225H253L252 229H254ZM232 228H233V226H232ZM23 229L25 230V228H23ZM33 230H35V229H33ZM233 230L235 231L236 229H233ZM41 231H42V228H41ZM227 231H228V229H227ZM255 231H257V230H255ZM59 234L60 233H58V235ZM91 235H89V236H91ZM151 235H156V236L158 235V237L156 239H153V238L150 239ZM253 235H255V234H253ZM162 236H165L166 240H162V238H161ZM21 237H23V236H21ZM32 237H35V236H32ZM90 238H92V237H90ZM140 238H142V239L140 240ZM233 238H234V236H233ZM248 238L249 237H247V239ZM251 239H252V237H251ZM5 240H7V239H5ZM232 240H234V239H232ZM243 241H245V239ZM252 241L250 243H252ZM89 242H90V240H89ZM71 243H73V242H71ZM148 243L150 244V246L146 247L145 245H147ZM201 243H203V242H201ZM197 244H198V242H197ZM136 245L143 246L142 249H144L145 251H146V249H149L148 252L152 253V255L150 254V256L145 257V253H142L141 249L138 247L140 253H138L136 255H132V256L126 255L124 258L117 259L116 261H115V259H113L114 255L111 256L113 258L110 257V255H112L115 251H119L120 247H123V246L124 247H134ZM161 249H163V252ZM238 251H240V250H238ZM238 251L231 249L229 251V253H232L235 255V254H238ZM255 251H257V250H255ZM160 252L163 256L162 255L160 256ZM196 252L197 251H195V253ZM248 252H249L248 255H252L250 253V250ZM169 255H170V253H169ZM116 257H117V255H116ZM248 259L251 260L252 258H250L248 256ZM250 262H252V261H250ZM123 264H124V262H123ZM163 264H165V263H163Z\"/></svg>",
  "mask_w": 264,
  "mask_h": 264
}]
</instances>
